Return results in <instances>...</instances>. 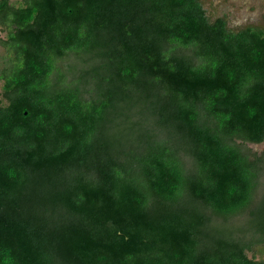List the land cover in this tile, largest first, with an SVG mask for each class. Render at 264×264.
<instances>
[{
    "label": "trees",
    "instance_id": "obj_1",
    "mask_svg": "<svg viewBox=\"0 0 264 264\" xmlns=\"http://www.w3.org/2000/svg\"><path fill=\"white\" fill-rule=\"evenodd\" d=\"M17 1L0 264H264V26L202 0Z\"/></svg>",
    "mask_w": 264,
    "mask_h": 264
},
{
    "label": "rangeland",
    "instance_id": "obj_2",
    "mask_svg": "<svg viewBox=\"0 0 264 264\" xmlns=\"http://www.w3.org/2000/svg\"><path fill=\"white\" fill-rule=\"evenodd\" d=\"M17 3V0H11ZM204 7L212 17L224 15L228 16L229 26L232 28L245 26L248 24L264 26V0H202ZM6 35L3 26L0 24V37ZM5 48L0 44V54ZM2 81H0V93ZM250 146L257 151L264 149V142L251 143ZM258 258H264V245L256 248ZM251 255V252H250Z\"/></svg>",
    "mask_w": 264,
    "mask_h": 264
}]
</instances>
